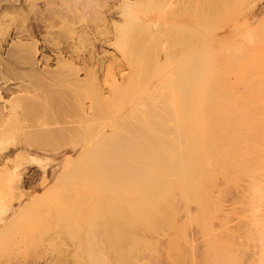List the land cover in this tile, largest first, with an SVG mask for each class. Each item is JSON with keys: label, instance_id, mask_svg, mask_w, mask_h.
<instances>
[{"label": "rangeland", "instance_id": "374dc122", "mask_svg": "<svg viewBox=\"0 0 264 264\" xmlns=\"http://www.w3.org/2000/svg\"><path fill=\"white\" fill-rule=\"evenodd\" d=\"M28 1L30 0H25L27 4L24 3V0L22 2L24 3L22 8H25L24 10L22 9V14L15 15L12 19H6L4 24H7L0 26L2 27L0 28V48L5 55L9 51L14 55V59H6L5 55L0 58V117L2 115L6 118L7 116L5 115L7 114L8 117L11 116L10 121H8L10 124L7 122L0 127V237H2L0 238V264H171L172 258L170 257H173L171 254V242L172 245L173 243L177 244L180 252L183 251L181 252L183 256L186 252L185 260H176L174 264H191L192 247L187 245V242H192L195 234L194 227L197 225L190 223L186 217L182 216L186 215L188 208L185 206L180 207L179 222L181 221L182 223L178 222V224H175V228L165 226L156 233L145 232L142 224V205L140 202L142 186L140 180H135L134 185L128 184L126 173H124L127 161L126 159L123 160V154L117 157L110 156V159L108 157L103 159L102 154H98V146L101 142L109 143L107 139L112 141L113 137L114 140L119 136L118 132L123 131L125 128L123 126L118 131L120 128L119 124L116 120L114 123L116 122L118 125L111 124L114 119L109 120L110 115L108 114L106 115L109 117L104 114L103 119L102 117H96L98 120L94 119L95 121L91 120L90 123L86 122V115L90 113L92 105L96 101L101 105L97 97L99 94L95 92V87L90 85L95 84L97 80L102 81L105 72L109 68L116 72L117 79L121 82L122 77L121 79L119 78L121 76L120 72H130L129 75L131 74L133 80L137 75V71L139 74L137 77H140V73H143V68L149 66L148 62L150 60L151 68H155L156 64L159 67L160 65L157 62H162L163 59L164 61L171 59L172 61H169L172 63L171 66L174 65L173 60L175 59H177L176 62L178 60L182 61L183 58L186 60L189 53L187 52L188 54H185V57L182 53L184 50L181 45L182 50H180L182 52L177 51V48L174 49L175 46L173 48L172 43L177 42L178 37L175 34L177 32H179L178 34L181 33L179 31L180 27L181 30H185L182 31L184 37L191 40L188 35L189 32H194V29L190 30V26L194 24L190 22L192 24L187 25L189 24L188 21H192L189 17H194L195 20H193L195 22L197 20L199 26L201 25L199 27L196 23L195 30L198 29L197 31H199V28L202 27L201 29L206 34L210 31V33H214V35L210 34L209 36L201 29L200 31L203 33L195 31L196 34H203V37L206 35L209 40L216 36V33H223L222 29L219 30L220 27L223 29L231 27L229 25L231 20L236 22L235 24H232L233 21L231 22L233 27L243 28L253 25L254 22L256 24L259 15V12H257L258 6L264 5V0H250L251 2L245 0L246 5L243 4V0L242 3L240 2L241 0H237L241 8L242 5L244 6L240 9L241 12L236 8L238 5L237 2H234L235 0L233 2L232 0L228 1L230 3L229 7L232 8L231 3L233 5L236 3L235 9L237 10L234 9V12L232 9L230 13L231 15L234 13L237 16L236 19V16L232 15L237 21L229 15V7L228 9L225 7L221 14L220 12L218 13L223 8L221 0H219V5L217 3L218 0H213L214 2L211 0L212 5L210 6L212 9L209 5L206 6V0L203 2L202 0H196L198 11L204 9L202 12L205 16H202V12L199 13L202 14L200 16L205 17V21H203L204 18L198 17L199 13H195L197 8H195L196 10L194 9L193 14H191L192 11H187L188 16L184 12L187 17L182 13L183 11H180V13L177 11L173 13L171 10L170 12L169 9L167 11L164 9L163 11L161 9L163 7H159L161 5L159 3H162L161 0H158L159 2L150 0L148 3L147 0H130L135 4L134 7L129 4L130 8L128 6L125 7L123 5L125 3L122 4V0ZM152 1L158 2L157 7L155 4L153 5ZM253 1L258 4L252 3ZM247 2L255 4V7L250 10L247 8L246 10V7H249ZM150 3L156 7V10L153 7L149 8V5L151 6ZM200 3L202 10L199 7ZM215 7L220 10H216ZM205 10L209 11V13L207 12L209 16L211 15L212 17L214 15L211 20L215 19L214 17L217 18V15L222 16L224 14L225 17L229 15L228 20L230 21L224 25V22L228 20L223 16L210 23L211 20ZM210 11L214 12H211L213 15L210 14ZM215 11H217V15ZM238 13H240L241 17H238ZM197 17L200 22L196 19ZM220 19L224 22H221ZM217 21H219L218 24L216 23ZM185 25L186 28H183ZM202 25L208 26V31ZM206 26L205 28H207ZM176 27H179V29L174 33ZM187 28L188 32L186 31ZM218 30L219 32H217ZM27 34L34 36L35 40L39 42L40 46L38 48L43 56L36 55L30 47L25 48L23 46V49H25L23 51L20 39L17 37L23 35L26 40V38H30ZM204 39L200 38V40ZM147 43H150L151 46ZM164 43L169 45L166 46ZM164 45L166 48L163 49ZM167 48L170 50H165ZM173 50H176V53L181 52V55L178 53V56L176 54L175 56V51ZM166 55L168 56L165 57ZM32 56L35 57L33 58ZM42 57H45V61L48 59V66L43 61L38 64V60H41ZM3 58L5 60H2ZM29 61L32 64H29ZM4 69H10V71L2 73ZM43 70L47 71H44V73ZM65 76L68 77V80L69 78L71 79V83L70 80L66 82L67 85L72 86L74 81L78 80L79 82V80H82V83H86L85 88L91 89L90 93L87 90V92L83 93V90L80 89L83 87H80L81 85L78 86L81 81L77 83L78 85H74L80 87L79 89L73 86L65 87L64 84L66 83H63L67 80ZM23 84L24 87H22ZM118 93L116 99L118 98L119 102L117 103L120 105L125 104L123 106L118 105L120 109L117 107L118 110L115 109L114 115L117 112H126L128 107V97H122L126 92L124 93L123 91L120 96ZM140 96L134 99L137 101ZM4 103H7V106ZM7 110H13V112H8ZM6 119L8 120V118ZM0 120L2 121L3 118ZM114 127L117 128V131L115 130L116 128L112 129ZM48 130H51L50 132L52 133L50 135L52 138L46 134ZM111 130L115 131V133L114 131L112 132L114 136L111 134ZM58 131L59 134L57 133ZM108 131L110 133L105 136L104 134L108 133ZM60 133L62 134L61 136H59ZM123 133L120 136H122V140H125ZM76 135L77 137H75ZM46 139L49 142H46ZM83 139L84 141H82ZM119 141H116V143ZM101 157L102 159L100 160L99 158ZM114 157L115 159L121 157V160L119 159L116 161L117 163H113L111 168L115 164L117 167L115 166L111 170L106 163L108 164V160L114 159ZM33 159L35 162L37 160L42 164L53 166V168L49 169L50 173L47 174L45 179H42L45 175H39V166L32 161ZM30 161L33 163L30 164ZM102 161L105 162V166ZM18 166H21V168ZM107 167L113 173H110ZM121 167L124 168V171ZM15 171H17V175L20 174V177L16 175ZM119 174L121 177H119ZM115 176L122 178V180ZM17 179L22 180L19 181ZM111 179L115 181V184L111 182ZM118 197L121 198L119 199ZM29 200L31 201L30 203ZM20 208L23 211H19ZM19 213L21 214L19 215ZM185 219L186 223L184 222ZM218 223H222V218L218 219ZM220 232V229L217 230L214 233V237L219 236ZM132 235H134L137 242L135 246H132L130 242ZM142 249L145 251H142ZM188 256L189 258H187Z\"/></svg>", "mask_w": 264, "mask_h": 264}, {"label": "bare ground", "instance_id": "6f19581e", "mask_svg": "<svg viewBox=\"0 0 264 264\" xmlns=\"http://www.w3.org/2000/svg\"><path fill=\"white\" fill-rule=\"evenodd\" d=\"M122 1V4L125 3L123 4L125 7L128 6L130 8V5L133 7L135 5L134 2L132 1V3L130 0ZM161 1L162 3H159L161 4L159 7H163L161 8L163 11L164 9L166 11L169 9V11L171 10L173 13L174 11L179 13L180 11H183L182 13L192 11L191 14H193L195 8H197L195 13H199L204 10H202V7H200V3L199 7L202 11H198L199 8L196 0ZM203 1L204 0H202V2ZM221 1V6H223V8H221L222 11H218L220 14L223 12L225 7L228 9L230 6V3H228L230 0ZM233 1L234 0H232V2ZM244 1L245 0H243V4L246 5L245 2L248 0L245 2ZM255 1L252 3L257 5L258 3ZM22 2L23 0H0V26L7 24H4L6 19H12L15 17V15L18 16L23 13L21 11L25 8H22V4H27V2H25V0L24 3ZM148 2H150V0H147V3ZM158 2H153V5H158ZM212 2L214 1L212 0ZM234 2H237V0ZM240 2L242 3V0ZM205 3H207L206 6L212 5L211 0H206ZM217 3L219 5V0ZM247 3L249 4V7H246V10L247 8L250 10L251 8L255 7V4L249 2ZM235 5L236 3L234 5L231 3L233 8L229 7V15H231L230 10L233 9L234 11ZM150 7H153L156 10L157 6L154 7L151 4V6L149 5V8ZM243 7L244 6L242 5V8ZM217 8L216 10H220ZM236 8L239 12H241V6L238 5ZM205 11L206 14L207 12L209 13V11ZM225 11L227 10L225 9ZM211 12L212 11H210V14L214 13ZM216 12L217 11H215V13ZM257 12H259V15L256 24L254 22L253 25L243 28L233 27L232 24H235L236 22L231 20V22H234H232V24L230 22L229 25H231V27L225 26V29L220 27L219 30L222 29L221 31L223 33H216V36H213L209 40L207 39L208 37H206V35L209 34L210 36V34H212L210 33L211 31L207 32L206 34V32L201 29L202 27L199 28V31H197L198 29L195 30V25L198 23L197 20L196 22L194 21L195 19L193 16L195 15H193V18L189 17V19H192V21H188L189 24H187L189 26L192 24H190V22H193L194 25L190 26V30L194 29V32H201V29L206 35L203 37V34L201 35L199 33L196 34V32H189L188 36L191 40H188L182 33L184 30L183 28H186V25L182 28L183 30H181V27L179 26L180 29L179 27H176V31H174V33L177 32V29H179L181 33L178 34L179 32H177L178 35L175 34V36L178 37V40L174 44L172 43V47L174 48L175 46L174 49L177 48V51H181L183 49L184 51L181 52L184 55L189 53V56L186 57L185 55L186 60L183 58L184 60L182 59V61L178 60L176 62L177 59H175L173 60L174 65L171 66L172 63L169 62L172 61L171 59H165L167 61H164L163 59L162 62H157L160 66L157 67L158 64H156L155 68L153 66V68H151L150 60L148 62L150 67L145 65L146 67L143 68L144 70L143 73H140V77H137L139 75L137 71V75L133 78V80L131 74L129 75L130 72H120L121 76H119V78L121 79L122 77L121 82L118 81L116 72L109 68L105 72L102 81H98L96 79L97 82L93 85H90L91 87L94 86L95 92L99 94L97 97L101 102V105L97 103L98 101L92 105L93 107L91 108L90 113L86 115V122L90 123L91 120H98V117H102L103 119V116L108 114L110 117L108 115L106 116L109 117V120L114 119L111 124L114 123L115 120L119 124L120 128L118 131L123 126L125 128L123 129L124 133L121 130L123 135H125V140H122V136H120V134H122L121 131L118 132L119 136H117L114 140L113 137L112 141H110L111 139H107V142L109 143H103L104 141L102 140L103 142H101L98 146V154H102L101 156L103 159L104 157H117L120 154H123V160L126 159L127 167L125 166V171L123 167H121V169L123 168L124 173H126L128 184L131 183V185H134L135 180H140V184L142 186L140 201L142 205V224L145 232L156 233L165 226H171L175 228V224H178L180 220V207L185 206L188 208L186 215L182 216H184V218L186 217L190 223L197 225L196 227H194L195 225L193 226L195 228V234L192 242H187V245L192 247L191 264H264V5L260 7L258 6ZM218 13H216V15ZM202 14L199 13L198 17L201 18L202 16H205L203 12ZM239 14L240 13H238V15ZM232 15L235 14L233 13ZM232 15L231 17H233V19H237L236 15L235 18ZM207 16H209V14H207ZM213 16H209L210 20L213 18ZM223 16L225 17L224 14H222V16L217 15V18H222ZM228 16L225 17L227 20L229 19ZM198 17L196 19H198ZM238 17L241 16L239 15ZM202 18H204L203 21H205V17ZM214 18L215 19H212L211 22H209L212 23L213 20L216 21L219 19L216 17ZM198 21L200 22V19H198ZM220 21L224 22L222 19H220ZM229 21L230 20L224 22V25L227 22L229 23ZM216 23L218 24L219 21ZM172 24L175 26L174 23ZM202 26L204 29H208V26H206L207 28H205L204 25ZM187 30L188 28L186 31ZM219 30L217 32H219ZM212 35H214V33ZM27 36L30 37L26 38L27 41L23 38V35L17 37L20 39L22 49L23 46L25 48L30 47L34 50L36 55L43 56L41 50L38 48V46H40L39 42L35 40L34 36L28 34ZM197 38L199 40L200 38H205V41L200 40V42ZM150 43L147 44L150 45ZM164 44L166 46L169 45L166 43ZM165 45L163 49L166 48ZM24 50L25 49H23V51ZM165 50L169 51L170 49L167 48ZM173 51H175L174 55L176 54L178 56V53L181 55V52L176 53V50ZM4 55L5 53H3L0 48V58H2ZM5 56L6 59H14V55L11 51L7 52ZM167 56L168 55L165 57ZM32 57L34 58L35 56ZM2 60L5 59L3 58ZM46 60L47 61H45V57H42L41 60H38V64L40 61H43V63L47 64L48 59ZM32 62L29 64H32ZM48 64L46 66H48ZM132 69L134 68L132 67ZM6 71H10V69H4L2 70V73H5ZM44 71L45 70H43V72ZM67 78L68 77H66V79ZM69 80L71 83L70 78ZM69 80L67 79L63 83L69 82ZM76 81L72 83L73 87H78L81 85L80 87L83 88L78 87L77 89H82L83 93L87 91L90 93L91 89L88 90V88H85L86 83H82V80H79V82H81L78 85L77 83L79 82L78 80ZM76 84L78 86H74ZM64 85L65 87L69 86L67 83ZM22 87H24V84ZM141 87L143 88L141 89ZM123 91L124 93L126 92L124 95H122ZM77 92L79 93V91ZM117 93L119 96L122 95L123 98L128 97L129 101H126L128 103H126L128 106L127 111L125 110L126 112H117L116 115H114V112L120 109L118 105L123 106L125 104L124 103L123 105H120L117 103L119 102V100H117L118 98L116 99ZM138 94L141 96L136 101L135 99L139 96ZM82 105L84 106V104ZM9 111L13 112V110ZM5 116H7L6 118H8V120L1 115L0 119L3 118V120H0V127L10 121L9 119L11 116L8 117V114ZM116 122L114 125H118ZM8 124H10V122H8ZM115 128L116 127L112 129ZM115 130L117 131V128ZM50 131L51 130L46 131V134L50 135L52 133ZM113 131L114 130H111V134L114 136L112 133ZM57 133L59 134V131ZM109 133L110 132L108 131V133L104 135L106 136ZM53 134L55 135V133ZM61 135L62 134L60 133L59 136ZM49 137L52 138L51 135ZM75 137H77V135ZM119 137L120 139H118ZM118 140L120 141L116 143ZM82 141H84V139ZM46 142L49 141L46 139ZM102 157L99 159L101 160ZM115 157L114 159H111L113 161H106L108 162L106 165L111 170L116 166L115 164L113 165L114 167L111 168L112 164L121 158L115 159ZM105 159L107 160V158ZM32 161H34V159ZM32 163L30 161V164ZM34 163H37L39 166V175H45V177H42V179H45L47 174L50 173L49 169L53 168L52 165H45L38 162L37 160L36 162L34 161ZM118 163L120 162L118 161ZM18 167L21 168V166ZM116 169L118 170L119 168ZM15 173L17 175V171H15ZM124 173L122 172V174ZM19 175L20 174L17 176ZM119 177H121V175ZM119 177L116 178L120 179ZM112 179L111 182L114 183L115 181ZM17 180L20 181L22 179ZM120 180H122V178ZM30 202L31 201L29 200V203ZM192 205L194 206L192 207ZM21 208L19 211H23ZM20 214L21 213H19V215ZM219 218H222V223H218ZM186 219L184 221L185 223ZM25 220L27 219L25 218ZM219 229L221 230L219 236L214 237V233H216ZM130 242L132 246L137 244L134 235L130 237ZM170 246H172V250H169L172 251L171 254L173 257L170 258H172L171 262L173 264L176 263V260L180 261L184 259L186 252L183 256V253H181L183 251L180 252V248L177 246V244L173 243L172 245L171 242ZM143 250L144 249H142V251ZM187 258H189V256Z\"/></svg>", "mask_w": 264, "mask_h": 264}]
</instances>
